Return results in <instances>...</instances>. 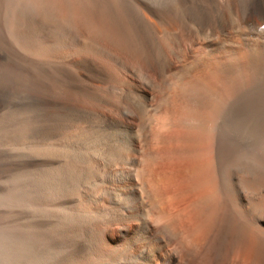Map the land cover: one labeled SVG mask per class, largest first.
Here are the masks:
<instances>
[{"label": "bare ground", "instance_id": "1", "mask_svg": "<svg viewBox=\"0 0 264 264\" xmlns=\"http://www.w3.org/2000/svg\"><path fill=\"white\" fill-rule=\"evenodd\" d=\"M0 264H264V0H0Z\"/></svg>", "mask_w": 264, "mask_h": 264}]
</instances>
